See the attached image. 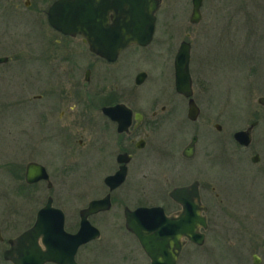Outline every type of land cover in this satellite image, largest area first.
Instances as JSON below:
<instances>
[{
  "label": "rangeland",
  "instance_id": "obj_1",
  "mask_svg": "<svg viewBox=\"0 0 264 264\" xmlns=\"http://www.w3.org/2000/svg\"><path fill=\"white\" fill-rule=\"evenodd\" d=\"M19 1V13L4 9V1H1L0 38H16L23 42L29 36L38 40L41 31L35 24H39V21L44 23L45 11H48L52 0L44 1L40 9L35 3L24 7L22 0ZM236 5H248V8L238 13L234 10ZM191 9V0H161L160 9L156 12L153 41L148 47L139 48L157 54L158 62L156 65L155 62L149 65L143 63L141 68L157 80L165 70L160 56L176 50L182 40L190 42L192 61L199 60L201 51L205 58L211 56L205 63L208 74H204V82L206 91L209 89V101H206L204 108L206 115L209 113L213 118L208 126H204L205 118L202 116L188 128L181 148L189 141L192 131L200 130L198 153L190 161L178 166V179L172 175V169L166 162H158L149 179H143L151 184L147 188L153 190V194L149 193L147 197H124L123 201V189L115 192L119 197H114L112 209L92 218V223L100 230V237L80 250L78 258L83 264H149L136 241L123 228L122 203L133 206L139 200L142 205L150 206L163 202L166 207L173 208L172 204L166 202L170 187L174 183H188L195 178L201 181L204 188L201 200L208 209L209 225L203 245L189 244L180 264H230L236 258L232 253L235 251L234 246L230 247V242L235 239H220L221 234L229 230L220 228V213L214 191L211 190V187L216 186L228 196L223 199L232 203V211L238 215L233 218L239 217L241 221L239 223L229 218L226 219V226L233 225L235 231H239L237 227L240 225L248 227L253 237L262 244L259 251L260 256L264 257V185L262 181L255 180L258 177L255 176L252 181L244 175L245 170L250 169V153L240 151L232 138L235 131L250 125L254 118L249 114L257 110L261 118L253 131V142H260V148L264 149V108H259L256 103V98L264 95V81L261 79L264 72L252 74L245 68L241 73L238 71L243 65L240 56H246L250 51L254 52L253 56H260L264 70V0H207L202 8V20L198 23L190 22ZM259 18H263L261 23L253 22L249 26L251 20ZM69 44L80 56L86 57V48L80 41L73 39ZM30 68L32 65L27 61L17 68L15 60L0 67V229L5 241L14 238L34 221L36 211L46 199L42 193L38 195L37 187H28L24 183L23 166L29 158L39 161L41 153H44L46 160L43 163L53 175L52 181L55 183L52 194L66 208V226L69 228H75L78 220L75 209L85 206L93 198L91 196L102 193L103 187L102 177L94 182V186L90 183L96 179L89 174L87 161H84L83 156L88 152L86 146L81 147L75 142L74 158L77 157L78 167L72 164L68 169L59 171L57 165L60 161L55 156L59 155L56 140L47 138L44 143L33 145V141L38 139V119L29 116L26 120L23 114L12 112L13 104L18 100L39 92L32 82H24L31 73ZM125 68L129 66L125 65ZM192 68L196 71L198 65L194 63ZM155 80H148L150 83L144 87L146 101H149L150 90L154 86L160 88L171 82ZM27 84H32L28 90L25 89ZM146 104L142 103L141 107L147 108L149 104ZM216 124L221 127L219 131L214 128ZM86 135L85 130L79 129L75 140L81 138L85 142ZM60 148L63 152L64 147ZM143 172L148 173L146 170ZM28 197L39 200L34 203L32 211L29 208L32 205L24 201ZM128 254H132L133 258H128ZM249 258V252L245 251V259Z\"/></svg>",
  "mask_w": 264,
  "mask_h": 264
},
{
  "label": "flooded vegetation",
  "instance_id": "obj_2",
  "mask_svg": "<svg viewBox=\"0 0 264 264\" xmlns=\"http://www.w3.org/2000/svg\"><path fill=\"white\" fill-rule=\"evenodd\" d=\"M1 1H4V9L16 10L18 12L19 0H0V3ZM44 1L47 0H22V4L24 7H29V5L35 3L40 9L43 7ZM54 1L52 0L48 7ZM206 1L201 0L200 20H202V8ZM244 6L236 5L234 10L241 13L244 9L248 8V5ZM111 14L112 12H109V23H112V18H110ZM45 18L44 23L42 21L37 22L39 24L33 23L41 31L38 40L29 36L23 42L16 38L12 40L9 37L0 38V58H6L5 62L0 63V67L7 66L11 60L16 61L17 68L25 61L32 65V68L29 69V73H31L29 77H25L24 82H32L34 86L36 85L35 88L39 89V92L18 100L17 103L13 104L14 109L12 112H18L20 113L19 115L23 114L26 120L29 116H32L35 120L38 119L36 120L39 128L38 139L37 141H33V145L37 143L38 146V143H44L47 138H54L59 148V155H55L60 161L59 165H57L59 171L61 169H68L72 164L77 166V157L74 158L76 153L74 147L75 142L79 143L81 147L86 146L88 152L83 156L85 157L84 161H87L90 170L89 174L93 179H96L90 182L92 186H94V182L102 177V193L91 196L93 198L85 206H78L75 209L78 213V220L76 221L75 228H69L66 226L67 210L58 203L52 194L55 183L52 181L53 175L49 173L43 163L46 160L44 153H41L42 155L39 161L34 158H29L23 166L25 185L28 187H37L38 195L42 193L46 197L42 206L36 211L34 221L37 212L51 198V206L60 209L64 215L65 230L70 233H75L79 229L81 211L87 208L91 201L99 200L106 196L109 197L110 207L108 210H99L87 216L89 222L97 227L92 223V218L99 214H105L112 209L114 197H119L116 196L115 192L119 189H123L121 193L123 201L124 197H147L149 193L153 194V190L147 188L151 184L144 180L147 181L150 174H153L152 170H156L155 166L158 162H166L168 167L172 169V175L178 179L177 177L180 174L177 171L178 166L190 161L196 156L198 153L200 130L192 131L189 141L183 148H181V144L186 138L188 128L191 125H195L200 120V117L204 116L205 118L204 126H208V122L210 123L213 118L209 113L206 115V109L204 108V106L206 107V101H209V97H207L209 89L206 91V83L204 82V74H208L205 69V63L207 58L211 56L208 55L205 58L201 51L199 60L196 62L192 61L190 45L189 74L191 77V92L186 96L177 91L175 85L174 64L178 48L174 51H167L166 56H160L162 58L160 62L163 63L165 70L160 73L158 79L165 82L171 80V82L165 83L167 85L160 88L154 86L150 90L151 95H149V101H146V96L143 94V91L146 90L144 87L150 83L148 80L152 79L154 81L156 78L153 79L152 75L141 67L143 63L155 62L156 65L158 55L140 49L148 47L152 43L153 38L146 46L139 44L128 45L120 50L113 60H110L106 56L92 50L89 38L85 39L80 34L73 36L65 35L53 28L48 22L47 11H45ZM262 20L263 18L251 20L249 26L251 27L253 22L261 23L260 21ZM100 35H103V32H100ZM73 39L80 41L86 48V57L83 55L80 56L75 49L71 48L69 43L73 42ZM183 41L185 40L181 42ZM6 46L7 50L5 49ZM253 53V51H250L247 52L246 56H240L243 62L242 67L238 69L240 73L244 68L248 72H252V74L256 73L260 75L264 72L262 70L260 56H253ZM81 57L82 61L85 62L84 64L81 61ZM194 63L198 65L196 71L192 68V64L194 65ZM125 65L129 66V68L126 69ZM134 70L136 71L133 72ZM263 78L264 76L261 77L264 81ZM158 79L155 81H158ZM31 85L27 84L25 89L28 90ZM257 98L256 103L258 107L264 108L263 105L257 102ZM191 101L196 106L195 119L189 117V104ZM142 103L146 106V103L149 105L147 108H143L141 107ZM249 116L254 118L250 124L256 122L255 126L251 129L250 143L247 146H243L234 139L233 135L232 138L240 151H249L250 153V169L247 168L244 175L249 177L247 178L248 180L252 181L256 176L258 178L255 180L262 181L264 185V149L260 148V142L257 141L255 144L253 142V131L259 125L261 114L257 110H252ZM214 128L217 129L215 125ZM79 129L87 132L85 142L81 138L75 140ZM220 129L217 130L219 131ZM192 137H195L192 151L190 154H186V152H190L187 147ZM60 147H64L63 152ZM30 163L41 165L45 169L48 179H39L38 181L30 183L26 182V170ZM15 169L17 168L15 167ZM121 169L124 171L123 181L116 188L110 189V186L105 181L106 178L116 174ZM144 170L148 173L143 172ZM184 175L182 174L181 176ZM194 182L201 200L203 195L202 190L204 188L201 181L195 178L192 181H188V183H174L170 187L167 192L166 202L172 204L173 208L166 207L163 202L160 205L150 206L162 207L166 216H177L182 207L171 198L170 192L176 187L188 186ZM211 190L214 191L216 206L220 213L218 215L220 218V228H223L224 231L229 230L225 234H221L220 239L224 241H227L228 238L231 240V237L235 239L234 242H230V247L234 246L235 251L232 253L236 258L229 263L264 264V257L260 256L259 251V246L262 244H259L258 240L253 237L254 234H252L250 229L240 225L237 227L239 231H235L233 225L226 226V219L228 220L230 218L232 221H237L239 218H233L238 215L232 211V203L223 199V197L228 196L222 190H218L217 186L211 187ZM24 201L32 205V208L31 206L29 207L30 211H32L33 206H35L34 203L39 200L34 197H28ZM72 204L75 205L73 202ZM140 206L148 205H142L139 203V200L133 206L124 202L122 203L123 228L136 241L140 251L148 259L150 264V259L143 251L137 238L125 226L126 208L134 210ZM207 211L208 209L202 212V214L206 217L207 225H209ZM34 221L23 231L30 228ZM238 221L241 223L240 220ZM207 229H200L204 233L205 239ZM0 236V264H14L12 261L6 260L3 256L4 252L9 248V240L12 238L5 241L1 229ZM98 238L90 240L78 247L75 254V261L78 264H83L78 258L80 250L88 247L91 242ZM180 241L182 242V246L177 256L176 264H180L183 260V254L189 244L199 246L189 241L185 236H181ZM245 251L249 252V259H245ZM129 257H132V254H128ZM44 264L57 263L45 262Z\"/></svg>",
  "mask_w": 264,
  "mask_h": 264
},
{
  "label": "water",
  "instance_id": "obj_3",
  "mask_svg": "<svg viewBox=\"0 0 264 264\" xmlns=\"http://www.w3.org/2000/svg\"><path fill=\"white\" fill-rule=\"evenodd\" d=\"M191 1L190 22L198 23L201 0ZM159 6L160 0H55L48 8L47 19L62 34H80L85 39L89 38L92 50L113 60L120 50L130 44L146 46L151 42ZM109 12H112V23L108 22ZM189 50V42H181L174 64L176 90L186 96L191 92ZM5 61L6 58H0V63ZM257 102L264 106V96L258 97ZM195 116L196 106L191 101L189 117L195 119ZM255 124L253 122L246 129L235 131L234 139L247 146ZM215 127L220 129L217 124ZM194 142L195 137H192L187 147L190 152L186 154L191 153ZM123 178L124 171L121 169L105 181L110 189H114ZM25 179L30 183L48 179V176L41 165L30 163ZM170 195L182 207L177 216H166L160 206L125 210V226L137 238L150 264H176L182 246L181 236L197 245H202L205 240L200 229L206 230L208 226L202 214L207 207L200 200L195 182L174 188ZM109 207L108 196L91 201L81 211L79 229L70 233L64 228L62 211L52 207L49 198L47 204L37 212L33 225L9 240V248L3 256L14 264H78L75 261L78 247L100 236L99 229L89 222L87 216L99 210H108Z\"/></svg>",
  "mask_w": 264,
  "mask_h": 264
}]
</instances>
